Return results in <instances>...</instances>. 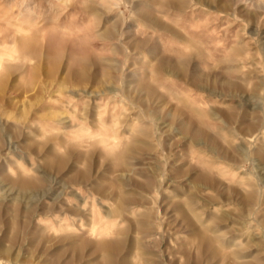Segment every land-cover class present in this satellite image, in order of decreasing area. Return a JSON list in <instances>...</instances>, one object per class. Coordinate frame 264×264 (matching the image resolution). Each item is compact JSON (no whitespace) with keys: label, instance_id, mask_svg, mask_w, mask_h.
Here are the masks:
<instances>
[{"label":"rangeland","instance_id":"rangeland-1","mask_svg":"<svg viewBox=\"0 0 264 264\" xmlns=\"http://www.w3.org/2000/svg\"><path fill=\"white\" fill-rule=\"evenodd\" d=\"M0 264H264V0H0Z\"/></svg>","mask_w":264,"mask_h":264}]
</instances>
